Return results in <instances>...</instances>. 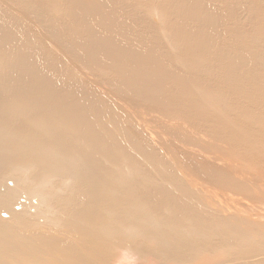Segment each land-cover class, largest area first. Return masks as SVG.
Returning a JSON list of instances; mask_svg holds the SVG:
<instances>
[{"label": "bare ground", "instance_id": "obj_1", "mask_svg": "<svg viewBox=\"0 0 264 264\" xmlns=\"http://www.w3.org/2000/svg\"><path fill=\"white\" fill-rule=\"evenodd\" d=\"M219 251L264 264V0H0V264Z\"/></svg>", "mask_w": 264, "mask_h": 264}, {"label": "rangeland", "instance_id": "obj_2", "mask_svg": "<svg viewBox=\"0 0 264 264\" xmlns=\"http://www.w3.org/2000/svg\"><path fill=\"white\" fill-rule=\"evenodd\" d=\"M55 188L54 187H51L50 190L53 191ZM31 206V205H30ZM27 209V208H26ZM221 251V250H220ZM220 251H219V254L215 253L213 256L211 255H205V256H202L199 258V260H195L196 262L195 263H191V264H221L220 263ZM218 255V256H217ZM205 257V258H203ZM212 257V258H211ZM209 258L211 260H209ZM120 259H122L123 261H126V258L125 257H120ZM202 261V262H201ZM154 264V263H151V262H147L145 263V261L142 262V264ZM114 264H117L116 262H114ZM167 264V263H166ZM168 264H178V263H168Z\"/></svg>", "mask_w": 264, "mask_h": 264}]
</instances>
